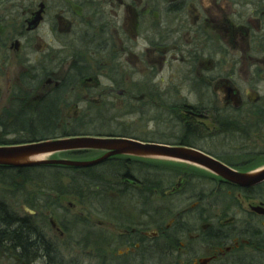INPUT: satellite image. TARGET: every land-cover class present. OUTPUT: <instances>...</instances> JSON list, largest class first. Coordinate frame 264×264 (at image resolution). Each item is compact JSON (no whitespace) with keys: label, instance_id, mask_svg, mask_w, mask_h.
I'll use <instances>...</instances> for the list:
<instances>
[{"label":"flooded vegetation","instance_id":"flooded-vegetation-1","mask_svg":"<svg viewBox=\"0 0 264 264\" xmlns=\"http://www.w3.org/2000/svg\"><path fill=\"white\" fill-rule=\"evenodd\" d=\"M9 1L7 11L20 0H5L0 6ZM37 10H41L39 19L29 30L25 22ZM5 14L4 18L8 19L9 13ZM21 16L23 29L13 38L9 50L18 51L21 41L25 42L32 32L57 33L58 50L52 59L65 57L72 61L67 70L72 72L61 73L67 66L61 62L54 78L72 81V90L78 78L83 79L80 90L106 87L101 80H114L120 95L126 93L123 82H130L131 96H137L140 42V49L150 62L162 64L173 60L182 64L186 93L190 96L200 93L201 85H207L206 93L211 96L220 123H224L220 114L228 115L229 110L236 107V100H232L234 93L247 96L259 88L251 84V80H262L264 129V0H32L21 11ZM15 41L18 44H14ZM47 51V45L42 44L40 55L29 71L40 68ZM149 80V87L161 90L162 80L154 82V76ZM162 84L165 95L167 84ZM224 87L226 97L221 100ZM43 90L42 82L38 84L39 99L45 95ZM165 103L168 108L164 110L182 112L174 95H168ZM237 139L235 142L240 144ZM240 157L249 160L251 154H240ZM189 173L196 179L176 178L172 188L181 204H173L170 209L173 215L151 233L152 239L147 243L140 241L136 217L132 225L100 219L120 229L115 235L109 233L110 241H106L105 236L101 240L115 246L113 250L117 249L119 256H125L124 264H228L234 252H250L252 248L262 252L264 214L257 213L253 206L252 213L246 215L234 195L237 192L243 196L253 190L238 191L199 167L193 166ZM187 182L205 187L207 193L203 196L208 198L205 207L200 205L201 197L193 199L183 191ZM186 200L188 202H184ZM262 204L261 201L256 206ZM213 207L224 209L225 214L209 217ZM52 226L61 232L54 221ZM93 250L88 242L83 250L85 255H90L88 260L94 257L91 256ZM98 252L106 251L98 247ZM44 261L48 264L54 259ZM55 261L59 262L57 252Z\"/></svg>","mask_w":264,"mask_h":264},{"label":"bare ground","instance_id":"bare-ground-1","mask_svg":"<svg viewBox=\"0 0 264 264\" xmlns=\"http://www.w3.org/2000/svg\"><path fill=\"white\" fill-rule=\"evenodd\" d=\"M5 0H0V2ZM41 8V7H40ZM41 10L34 11L31 16L25 22L26 28L31 30L29 27L34 23V19ZM5 12L3 9H0V35L5 34L6 32H10L7 40L0 43V53L6 52L11 47V42L15 36L19 34L22 25V16L21 21H19L17 28L13 31L10 30V14L9 18L5 19ZM10 31H9V30ZM14 44H18L15 41ZM48 51L43 56L45 59L42 60L39 64L40 68L36 71H29L32 68V65H28L26 70H23L19 73L16 79L12 78L11 73H9L8 81H5V89L10 93L8 101L6 105L3 107V111L0 112V140H8L13 142L12 144H0V146H17L29 143H37V142H45V141H55L71 138L68 136L65 137H56L58 130L63 126H85L88 130H108L114 129L118 126H124V123L130 118H138L151 120L153 123H156L164 128H174L177 126V129L184 128L189 125L191 122H194V125L205 124V121L199 120L197 117H207L210 122H207V126H198L202 133L199 137V141L194 142L192 145L187 144H176L173 142H154V141H141L135 138L127 137V136H119V137H109V136H94L87 135V137L91 138H118L125 140H134L143 144L150 145H160L169 148H188L199 151L209 157L221 162L222 164L229 167L232 171L237 173H255L264 168V162H260L254 167H250V162L256 161L257 159L263 158L262 151L264 152V148L256 147L252 148V150H247L244 146L245 144L240 143V147L237 151H228L225 149H220L221 137L223 135V131L228 130L227 135H233L239 138L241 141H246L247 143H251L252 145H261L264 142V129L262 127V80L260 81H252L251 84L257 85L259 88L254 92H249L247 96H240L238 93H234V97L236 98L235 108L229 110L227 113L220 114L223 118L224 123H220L219 116L217 119L216 110L214 104L212 102L211 96L206 93L207 85L203 84L199 87V92L197 95L190 96L192 99L185 95L183 97L178 96V92L180 91V85H184L187 87L186 80L182 76V64L179 61L170 60V62H159L158 64L150 62L149 58L145 56V53L141 51V43L139 42V70H138V88L139 93L137 96H131V92L129 90L130 82H123V89L126 91L124 95H120L117 91L119 86L114 80H101V84H106V87L100 88H87L83 87V90H80L79 87L82 86L83 79L78 78L74 81L75 88L72 90L70 87L73 85L72 81L54 78V74L57 72L58 64L61 62H65L67 66L64 67L63 70H60L61 73L64 72H72L67 71L70 68V64L72 61H67V59L59 58L52 59L58 50V46L51 45L46 43ZM15 46V45H14ZM14 51V50H12ZM11 52V51H10ZM180 66L181 71L176 72V67ZM174 67L173 73L164 74L165 71H171ZM151 76L159 77V80H162L164 84H167V92L174 95L176 100L180 103L182 112H174L172 110H168L167 113L169 116H164L165 109V95L163 92L151 88L148 86L150 83L149 78ZM43 82L45 95L42 99H39L40 95L38 94V84ZM71 83L69 86L66 83ZM143 90V93L141 92ZM12 91V93H11ZM97 100H94V99ZM122 102V107L120 110L115 109V99ZM194 99V100H193ZM50 107L55 110V117L51 126H44L47 128L45 132L39 124H37L35 116L32 115L30 120H23L19 123V120L16 118H20L21 114H28L31 112H41L44 107ZM191 106V107H190ZM108 108H111L114 113L109 111ZM132 119V120H133ZM162 121V122H161ZM17 124L23 130H18ZM50 128V129H48ZM263 131V132H262ZM47 133L51 135L47 137V139L30 141L31 138H38ZM222 134V135H221ZM263 135V137H262ZM55 137V138H53ZM74 137H85V136H74ZM27 138V139H24ZM22 141V142H19ZM242 150V151H241ZM78 151V150H75ZM84 151V150H82ZM85 151H94L95 153L91 155L86 154H64V151H53L36 154L30 157L31 161H43V160H59L66 159L72 161H93L97 158L103 156L107 151L102 149H86ZM56 154H63V157H55ZM240 154H248L251 157L249 160H243L240 157ZM125 158H134L139 161H145L151 164L162 165L165 164L163 162H167L166 164L172 163L174 165L182 166L188 169L189 178L196 179V177L192 176L189 172L195 167H199L200 169L207 171V173L213 174L217 177H220L231 186H233L238 191L253 190L249 194H243L242 199L245 203H247L248 208L245 209V213L251 214L253 209L260 214L264 209V180L260 181L257 184L252 186L244 187L240 186L234 182H231L220 175H217L215 172L211 171L208 168L200 167L196 164L184 161L182 159H168L160 156H136L129 154L120 155ZM74 157H83L85 160H73L71 158ZM162 159V160H161ZM107 159H103L97 163L88 166H69L75 167L77 169H82L84 171L88 168H94L96 174L100 176V180L98 184L93 189L94 191L100 189H108L109 191L116 186V181L114 180L113 175L110 176V172L108 170L109 163H107ZM228 161L237 162L235 165L230 164ZM39 165H48V166H62L58 164H48V163H40L35 165L28 166H7L0 165L12 168H28L32 166ZM68 166V165H63ZM110 169V168H109ZM144 171H147L154 175L153 177H157L159 174H162L160 170H152L148 166L143 167ZM244 170V171H241ZM42 171H55L54 170H42ZM57 174V172H55ZM32 175V174H31ZM35 176V175H34ZM38 177L39 182L45 185L50 183L51 181L57 186L62 188V192H66L68 190L67 183H65V176H62L58 179L51 180V178ZM191 179V181H193ZM49 180V181H47ZM188 183V182H187ZM136 190L140 188V185L137 181L132 180L130 182ZM59 191V190H58ZM119 197L123 200L121 203L120 210L124 212L123 214L128 219L124 220L125 222H129L132 218H137L138 227L140 229V241L145 244L147 241H150L151 233L156 231L158 227L166 221L170 215H173L171 212V207L173 204H181L179 197L173 193V188L170 187L163 191L162 194L157 195V191L155 190H145L141 193L142 196L139 195L137 198V202L135 201L134 196H130V194L123 188L120 190ZM183 191L188 194L193 199H198L201 197L200 205L204 206L208 203V198L204 197L203 194H206L205 187L203 185H197L195 182L188 183L184 186ZM177 197V198H175ZM1 198V197H0ZM4 200V199H3ZM87 203L89 206L94 204H98L99 196H92L91 194L86 197ZM5 201V200H4ZM39 201V200H37ZM47 199L42 201L44 205L47 203ZM263 202L262 205L256 206L259 202ZM10 208L7 201H5ZM158 206V207H155ZM255 206V207H253ZM87 207V205H86ZM253 207V209H252ZM11 209V208H10ZM12 210V209H11ZM13 211V210H12ZM15 212V211H14ZM16 213V212H15ZM219 213V214H218ZM225 214V210H214L209 214L210 216H221V214ZM129 216H134L129 218ZM93 215H89V219H92ZM134 218V219H136ZM145 232V233H143ZM63 232H60L62 235ZM72 241V240H71ZM88 243V239L86 238L83 244L79 245V249L82 251L85 249V245ZM245 245V244H244ZM94 248H97L93 246ZM244 250V247H243ZM249 250V249H247ZM253 251V248L250 249V252ZM262 251H264V237L262 239ZM257 252V251H253ZM262 253V252H261ZM112 264H118L116 260H112Z\"/></svg>","mask_w":264,"mask_h":264},{"label":"trees","instance_id":"trees-1","mask_svg":"<svg viewBox=\"0 0 264 264\" xmlns=\"http://www.w3.org/2000/svg\"><path fill=\"white\" fill-rule=\"evenodd\" d=\"M34 115L37 124L41 126L43 132L47 130L44 126H51L53 119L55 117V110L51 109L49 106L44 107L41 112H31L28 114H21L19 123L23 120H30V117ZM55 120V119H54ZM145 119L127 120L124 126H118L114 129L108 130H88L85 126H63L58 130L56 137H74V136H109V137H119L127 136L135 138L141 141H154V142H173L176 144H187L192 145L194 142L199 141V137L202 130L192 125L191 123L184 128L177 129L174 128H164L156 123L153 124L152 128L145 127L143 122ZM18 130H23L17 124ZM146 128V129H144ZM50 129V128H48ZM224 135L228 134V130L223 131ZM47 133L38 138H31L30 141L47 139L50 136ZM55 138V137H53ZM27 139V138H24ZM19 142H22L19 140ZM8 140H0V144H12ZM65 154H86L91 155L95 153L94 151H69L64 152ZM230 164L237 165V162L228 161ZM107 163H109V172L113 175L116 181V186L112 190L100 189L94 191L93 189L98 184L100 176L95 173L94 168H88L84 171L82 169H77L75 167L69 166H48L39 165L32 166L28 168H12L6 166H0V182L5 187L10 189L22 190L25 185H40L41 182L38 180L37 176L31 175L30 171H42V170H62L66 171V176L69 181L67 183L68 190L62 192L61 185L58 183L56 186L54 182L47 183V187L52 191L57 193L58 197L65 193V195L76 196L80 199L78 201L83 205V211L88 218L89 215L94 212L100 219L108 218L114 222H123L124 224L132 225L133 218L129 222L124 220L128 219L125 217L120 210L122 199L119 197L121 188L125 189L130 196L137 198L147 190H155L158 194H162L164 190L173 186L177 177L185 176L189 180L188 169L174 165L172 163L166 164H151L145 161H139L134 158H125L122 156H113L108 158ZM237 163V164H236ZM259 162L251 161L250 167H254L255 164ZM148 166L153 168L152 170H161L162 174L157 177H153L148 170L144 171L143 167ZM58 172V171H56ZM62 176L56 174L55 178L58 179ZM134 180L140 185L139 189H135L130 182ZM43 185V184H42ZM7 187V188H8ZM59 190V191H58ZM99 196L98 204L89 206L86 197L89 195ZM111 202H117L119 205L112 206ZM87 205V207H86ZM85 207V208H84ZM155 207H158L155 205ZM94 215V214H91ZM40 230L35 226L34 222L29 216H21L12 211L7 203L0 198V254L5 255L13 264H30L36 259L47 258L48 260L56 259V251L54 245L50 240L42 237Z\"/></svg>","mask_w":264,"mask_h":264},{"label":"rangeland","instance_id":"rangeland-1","mask_svg":"<svg viewBox=\"0 0 264 264\" xmlns=\"http://www.w3.org/2000/svg\"><path fill=\"white\" fill-rule=\"evenodd\" d=\"M31 3L32 0H20L19 2L16 1L13 3L14 6L10 7L9 11H7V7L9 4H11L10 1L0 6V8L3 9L5 13L8 12L10 14L11 31L17 28L19 21H21V11L27 8ZM204 3L206 2H203V4ZM188 15L191 17V13H189ZM9 34L10 32L1 34L0 43L7 40ZM56 34L57 33H45L40 31L32 32L27 35V40L25 42L23 40L21 41V46L18 51L10 52L11 50H7L6 52L0 53V112L3 111V107L6 105L9 98L8 94H10L4 87L5 81H8V74L11 73L12 78L16 79L19 73L24 69L25 65L32 64L37 61V58L40 55L39 48L42 44L45 45L46 43H48L53 46L56 45ZM1 51L3 50L0 49V52ZM32 67H34L33 64ZM175 67L176 72H178V69L179 71H181L180 66ZM173 72L174 67L171 69V71H165L164 74ZM157 81H159V77H155L154 82ZM160 84V91L163 92V84ZM225 89V87L221 88V100H225ZM179 90L180 91L178 92V96L183 97L185 95H188L187 97L190 98V95L186 93V87H184L183 84L182 86L180 85ZM170 94H165L164 99L166 100L168 98V95ZM191 96L193 97V95ZM192 97L190 99H192ZM94 100L97 99L95 98ZM221 100L219 103L220 107L223 106ZM232 100H236V98L234 97ZM121 107L122 102L118 101L116 98L115 109L120 110ZM165 107L168 108L166 103ZM108 109L110 112H115L111 108ZM164 116H169L166 110H164ZM147 118L148 117H146V120L143 121L145 123V127L148 126L152 128L154 123L151 120H147ZM197 118L199 120L205 121V124H207V122H210L206 116H199ZM131 119L133 118H130L129 120ZM133 120L136 121V118H134ZM236 140H238L236 136L223 134L221 137L222 142H220L219 150L222 151V149H225L233 152L237 151L241 147L240 144L235 142ZM241 142L242 144H245L244 146L247 148V150H252V148L256 147H262V149L264 148V142L261 145H252L251 143H247L244 140ZM55 157H63V154H56ZM71 159L85 160L83 157H74ZM256 161L262 163L264 162V159L260 158ZM56 171H58V175L65 176L64 182L66 183L68 181L66 171H30V174L55 180ZM46 185L47 184H40L35 186L31 185L32 187H30L29 185H25L24 189L19 190L12 188L10 189L8 186L7 188L2 185V182H0V197L1 199L7 201L10 208L18 215L29 216L34 222L35 226L40 230L41 233H43L42 237L50 240V242L54 245L59 262L55 260H48V264H112L113 259L116 260L118 264H124L125 256H119L117 254L118 251H116L117 249L113 250L115 246L103 243L104 240H101L105 236V240L110 241V234L115 235V233H118L120 229L115 224L101 222L100 218L97 217L94 212L91 213L94 214V217H92V219L87 218L83 211V205L78 202L80 201L79 198H77L76 196L65 195V193L58 197L57 193H55V191L51 192V190ZM234 195L242 208H248L247 203L243 201L241 195H239L237 192H235ZM44 199H47L49 201H47V203L43 205L42 201ZM184 202L188 201L186 200ZM111 205L114 207L119 204L117 202H111ZM213 209L215 210V207H213ZM131 217L134 216H129V218ZM51 219H53L56 225L61 229V231L63 232L62 235H60V232H58L52 226ZM262 225H264V222L262 223ZM86 238L88 239V242L97 247L94 248L93 251H91L93 253H91V256L93 255L94 257L90 260H88V258H90V255H85V252L79 249V245H77L83 244ZM98 247L103 248L106 252H98ZM44 260L45 258L41 257L30 264H45L46 262ZM230 260L231 261H229L228 264H243V262H246V264H264V251H262V253L253 251L234 252V257ZM0 264L13 263L5 255L0 254Z\"/></svg>","mask_w":264,"mask_h":264},{"label":"water","instance_id":"water-1","mask_svg":"<svg viewBox=\"0 0 264 264\" xmlns=\"http://www.w3.org/2000/svg\"><path fill=\"white\" fill-rule=\"evenodd\" d=\"M38 16L34 23L37 24ZM86 149H102L107 152L93 161H72L66 159L31 161L30 157L53 151H75ZM129 154L136 156H160L168 159H182L184 161L205 167L215 172L217 175L234 182L240 186L248 187L264 180V168L255 173H237L221 162L205 155L199 151L188 148H169L160 145L143 144L134 140L118 138H91L72 137L62 140L29 143L17 146H0V165L7 166H28L40 163L68 165V166H88L103 159L116 155ZM264 213V209L262 210Z\"/></svg>","mask_w":264,"mask_h":264}]
</instances>
